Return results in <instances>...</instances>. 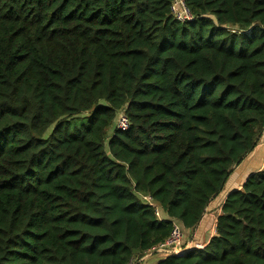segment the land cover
I'll return each instance as SVG.
<instances>
[{
    "label": "trees",
    "instance_id": "1",
    "mask_svg": "<svg viewBox=\"0 0 264 264\" xmlns=\"http://www.w3.org/2000/svg\"><path fill=\"white\" fill-rule=\"evenodd\" d=\"M186 1L0 0V264L141 261L256 149L264 0ZM215 228L158 264H264V168Z\"/></svg>",
    "mask_w": 264,
    "mask_h": 264
},
{
    "label": "built area",
    "instance_id": "2",
    "mask_svg": "<svg viewBox=\"0 0 264 264\" xmlns=\"http://www.w3.org/2000/svg\"><path fill=\"white\" fill-rule=\"evenodd\" d=\"M171 15L181 24L190 23L196 19L186 0H173ZM115 126L119 131H128L131 128V121L127 113L120 112L118 114ZM258 145L264 146V132L259 139ZM145 200L153 207H156L152 197L148 196ZM155 214L160 220L163 219L160 209L156 208ZM171 221L173 229L170 237L147 253L149 256L159 255L163 260H166L169 257L182 256L193 250H199L193 249L190 242L189 244L185 243L186 231L182 224L177 220Z\"/></svg>",
    "mask_w": 264,
    "mask_h": 264
},
{
    "label": "crops",
    "instance_id": "3",
    "mask_svg": "<svg viewBox=\"0 0 264 264\" xmlns=\"http://www.w3.org/2000/svg\"><path fill=\"white\" fill-rule=\"evenodd\" d=\"M263 168H264V146L257 145L256 149L247 157V159L234 169L233 172L235 174L233 173V175L230 176L228 182L224 187V190L213 200L215 201V203H218L219 205L218 212L215 213V211L210 208L212 203L206 210V213L200 224L204 221H207V223L210 224L211 223L210 219L212 220L215 219V215H216V220L214 224L211 225L212 227L211 231L206 232V237L204 238V242L201 241L196 243L194 242V239L197 238L200 224L198 225L197 229L194 232H190V233L186 232V236L192 233V237L190 238L188 236L187 238L193 249H203L204 247H206V245L210 242L211 238L216 233L215 224L228 196L234 191L241 190L244 184L246 183V181L248 180V178L260 172ZM232 178L235 179L233 182L230 181ZM229 185L231 186L228 189ZM162 260L163 259L159 255L149 256L147 254L141 261H137L134 264H158Z\"/></svg>",
    "mask_w": 264,
    "mask_h": 264
},
{
    "label": "rangeland",
    "instance_id": "4",
    "mask_svg": "<svg viewBox=\"0 0 264 264\" xmlns=\"http://www.w3.org/2000/svg\"><path fill=\"white\" fill-rule=\"evenodd\" d=\"M234 173V172H233ZM233 173H232V175H233ZM235 174V173H234ZM236 176V175H235ZM235 179L234 178H232L230 181L231 182H233ZM231 185H229L228 186V189H229V187H230ZM214 204V205H213ZM218 203H215V201H213L212 202V205L210 206V208L212 209V210H214L215 211V213H217L218 212ZM215 220H216V215H215V219H210V221H211V223L210 224H208L207 223V221H204V222H202L201 224H200V226H199V231H198V235H197V238L196 239H194V242L196 243V242H204V238L206 237V232H209V231H211V225L212 224H214V222H215ZM192 237V233L190 234V235H187L186 237H185V243H187L188 244V238L187 237ZM137 261H134V263H136ZM133 263V264H134Z\"/></svg>",
    "mask_w": 264,
    "mask_h": 264
}]
</instances>
